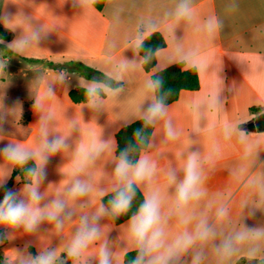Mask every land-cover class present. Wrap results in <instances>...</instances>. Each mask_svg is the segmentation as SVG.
Masks as SVG:
<instances>
[{
	"label": "crops",
	"instance_id": "obj_1",
	"mask_svg": "<svg viewBox=\"0 0 264 264\" xmlns=\"http://www.w3.org/2000/svg\"><path fill=\"white\" fill-rule=\"evenodd\" d=\"M96 1L0 0V27L9 36L0 39V188L20 162L2 149L28 153L37 166L34 180L12 192L39 216L31 229L26 221H0L6 264H24L12 253L13 238L36 264L41 257L100 264L102 251L109 264H125L134 250L146 252L144 264H264V131L247 128L264 112V0H106L101 7ZM153 32L167 44L153 72L185 62L200 80L199 90L182 91L155 117L151 74L137 49ZM31 59L66 63V70ZM71 62L122 84L88 79ZM78 88L105 96L74 103L70 92ZM26 103L31 113L24 123ZM139 119L154 126L138 160L146 158L151 174L136 180L137 162L121 178L116 135ZM190 158L197 195L182 203L178 189ZM129 180L158 203V220L143 240L132 230L138 215L116 225L102 202ZM77 183L83 194L73 192ZM56 203L61 210L49 218ZM91 229L96 236L79 255L70 254L78 235Z\"/></svg>",
	"mask_w": 264,
	"mask_h": 264
},
{
	"label": "trees",
	"instance_id": "obj_2",
	"mask_svg": "<svg viewBox=\"0 0 264 264\" xmlns=\"http://www.w3.org/2000/svg\"><path fill=\"white\" fill-rule=\"evenodd\" d=\"M106 0H97L96 6L101 7ZM0 39L8 40L9 36L0 27ZM166 40L160 32H153L146 37L138 46V53L142 57L143 69L151 74V80L155 90L156 101L161 105H170L176 102L182 91H197L200 88L199 74L196 68H186L185 62H179L173 64L163 70L153 72L156 66L158 51L166 47ZM30 63H44L46 66L55 70L64 71L66 63H54L43 60H27ZM74 66V71L78 72L82 76L103 82L105 85L116 88L122 83L115 81L105 74L89 68L81 62H71ZM99 95L105 96V93L101 89L88 90L85 88L74 89L70 92V98L74 103L87 102ZM25 104V111L22 116V122L27 123L29 121L30 110ZM252 111L261 112L263 108H253ZM154 132V126L145 119H139L135 122L123 127L116 135L117 140V156L120 159H125L128 164L135 165L141 153L149 146L152 134ZM37 166L32 158L26 159L24 162H18L12 172V176L7 184L0 188V205L6 207L3 204L6 191H11L19 184H31L36 174ZM128 185V184H127ZM127 185L109 193L106 195L102 202L111 214L112 219L116 225L122 224L130 218L139 214L141 206L145 203L146 198L139 187L132 183V196L129 207L120 213H117L113 209V201L117 198L119 193L127 192ZM15 202L17 199L15 198ZM30 253L36 256V252L33 248H30ZM67 257V256H64ZM147 255L143 250H134L128 252L124 257L125 264H144ZM0 264H6L2 255L0 254ZM69 264L68 260L67 263ZM238 264H258L252 263L247 260H242ZM261 264V263H259Z\"/></svg>",
	"mask_w": 264,
	"mask_h": 264
},
{
	"label": "clouds",
	"instance_id": "obj_3",
	"mask_svg": "<svg viewBox=\"0 0 264 264\" xmlns=\"http://www.w3.org/2000/svg\"><path fill=\"white\" fill-rule=\"evenodd\" d=\"M186 12V9H182L180 14L183 15ZM150 112L153 117L162 114V105H154L150 109ZM169 135H171L170 132ZM51 147L54 150L56 144L53 143ZM2 151L7 154L9 158L20 162H24L29 158L28 153L12 145H6L2 149ZM132 168L133 166L128 164V162L122 158L120 163L117 165L116 174L121 178H126L129 170ZM150 174L151 170L148 167L146 158H142L134 166V170L132 172V175L136 180H142L145 178V176H148ZM198 180L199 177L195 171V161L194 159L190 158L186 168L185 179L178 189V199L180 202L186 203L192 196L197 195L196 185ZM73 192L76 194H83L84 189L79 183H77L73 188ZM133 195L134 192L132 191V182L131 180H129L127 185V192L119 193L117 198L113 201L114 211H116L117 213L125 211L129 207ZM31 197L33 200L39 199V196L35 189L32 190ZM3 204L6 205V207L0 205V221H4L12 225H17L26 221L27 227L31 229L39 219V216L37 214H30L29 209L23 203L15 202V194L11 191H6ZM60 210L61 205L59 203H56L54 209L49 212V218H55V215ZM38 211L39 210H37V212ZM134 219L135 223L132 226V230L140 240H143L146 234L150 229L153 228L154 224L158 220V203L156 201V198L153 197L146 200L145 203L141 206L138 216ZM158 235V232L153 233L150 244H154L155 237ZM95 236V229L85 231L82 235H78L77 239L73 242L70 254L79 255L81 249L86 246L87 241ZM38 264H51L50 258L41 257L38 261ZM100 264H109L108 255L104 251L101 252Z\"/></svg>",
	"mask_w": 264,
	"mask_h": 264
},
{
	"label": "rangeland",
	"instance_id": "obj_4",
	"mask_svg": "<svg viewBox=\"0 0 264 264\" xmlns=\"http://www.w3.org/2000/svg\"><path fill=\"white\" fill-rule=\"evenodd\" d=\"M4 55H7V53H5L4 52ZM16 84H17V82H16ZM18 98H19V96H15V104L16 103H18ZM27 105H28V107H29V109H28V111L30 110V113H31V109H30V103H26ZM15 242V239L13 238V239H11L10 240V246H11V249H12V253H17V255H18V260H19V262L20 263H23L24 262V264H36L34 261H33V259H32V257L30 256V255H28L27 253H25V254H23V252L20 250V249H18V248H16L15 246H14V243ZM4 259V258H3ZM27 261H29V262H27ZM34 262V263H33ZM67 263V261L65 260V259H63L62 261H60V262H58V263H55V264H66Z\"/></svg>",
	"mask_w": 264,
	"mask_h": 264
},
{
	"label": "water",
	"instance_id": "obj_5",
	"mask_svg": "<svg viewBox=\"0 0 264 264\" xmlns=\"http://www.w3.org/2000/svg\"><path fill=\"white\" fill-rule=\"evenodd\" d=\"M251 132L264 131V112H262L254 121L247 126Z\"/></svg>",
	"mask_w": 264,
	"mask_h": 264
}]
</instances>
